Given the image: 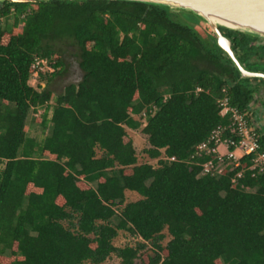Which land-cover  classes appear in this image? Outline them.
Returning <instances> with one entry per match:
<instances>
[{"label":"trees","instance_id":"trees-1","mask_svg":"<svg viewBox=\"0 0 264 264\" xmlns=\"http://www.w3.org/2000/svg\"><path fill=\"white\" fill-rule=\"evenodd\" d=\"M182 15L201 22L131 1L0 3V264H102L111 255L123 264H264V174L246 173L241 182L257 190L245 192L230 174L198 177L200 166L186 161L229 121L221 89L240 110L251 91ZM228 30L239 35L237 55L250 48L252 35ZM65 39L78 46L83 74L54 94ZM35 54L57 67L44 85L30 81ZM42 106L37 119L51 128L39 142L27 117ZM127 127L147 135L150 159L175 160L139 162ZM126 190L141 198L126 202ZM120 230L136 244L115 245Z\"/></svg>","mask_w":264,"mask_h":264},{"label":"built area","instance_id":"built-area-1","mask_svg":"<svg viewBox=\"0 0 264 264\" xmlns=\"http://www.w3.org/2000/svg\"><path fill=\"white\" fill-rule=\"evenodd\" d=\"M11 11H14L13 7ZM31 69L30 81L33 86L40 83L44 85L40 78L57 71V67L50 63L49 58L39 54L34 55ZM200 91H202L201 87L195 89L196 94ZM221 92L217 104L220 114L228 117V123L215 127L206 138L195 144L193 153L186 161L200 166L198 177L212 176L219 179L228 173L232 186H239L245 192H255L257 187L246 185L241 180L248 172L251 177L264 174V147L245 113L231 104L228 88L223 87ZM145 116L143 112L144 125H146ZM245 159L248 160L247 165ZM160 160L171 163L175 158L163 152L159 158L152 159L149 163L158 166Z\"/></svg>","mask_w":264,"mask_h":264},{"label":"water","instance_id":"water-1","mask_svg":"<svg viewBox=\"0 0 264 264\" xmlns=\"http://www.w3.org/2000/svg\"><path fill=\"white\" fill-rule=\"evenodd\" d=\"M35 2L43 0H0ZM46 1V0H44ZM160 5L186 12L200 19L216 35L217 45L227 53L243 77H263L264 73L246 69L236 56L231 40L220 27L264 37V0H120Z\"/></svg>","mask_w":264,"mask_h":264},{"label":"rangeland","instance_id":"rangeland-1","mask_svg":"<svg viewBox=\"0 0 264 264\" xmlns=\"http://www.w3.org/2000/svg\"><path fill=\"white\" fill-rule=\"evenodd\" d=\"M181 22L185 23L187 22L189 25H191L195 32L204 40L206 41L209 35L214 34V32L207 26L205 23L198 22L194 19H191L189 17H186L184 15L180 16L178 18ZM72 39H65L64 42L58 44L61 50V53L64 54L66 59L69 61V64L65 66V69L51 78L50 80V87L53 89L54 94L61 93L64 89V87L69 84L70 82H78L82 78V70L79 67L78 60H79V48L76 44H73ZM200 66L205 67L208 64L206 63H199ZM209 67V65H208ZM45 80H48V75L45 78ZM37 85V84H36ZM33 109L30 110L27 121L30 127L34 126L33 118L35 117L33 114ZM138 117V116H137ZM144 120L142 121V125H144ZM130 134L132 135L134 142H135V148L138 154L139 162H150L152 159H150L147 154L144 152V149L149 146L147 135L141 132V127L135 130H130ZM3 166V163L0 162V167ZM96 184L93 183V186ZM129 192V193H128ZM141 195L138 192L128 190L126 194V202L129 201H135L139 196ZM118 221V217L113 218V223H116ZM166 234L165 239L163 240V244H166L171 236L168 234L167 230L164 231ZM138 241V238L129 232L125 230H120L119 235L115 238L114 244L117 246H125V245H135ZM88 264V263H86ZM102 264H123L121 262V259L117 257L116 255H111L109 258H107L106 261H104ZM133 264H139V260L136 259Z\"/></svg>","mask_w":264,"mask_h":264},{"label":"flooded vegetation","instance_id":"flooded-vegetation-1","mask_svg":"<svg viewBox=\"0 0 264 264\" xmlns=\"http://www.w3.org/2000/svg\"><path fill=\"white\" fill-rule=\"evenodd\" d=\"M227 33H229L228 29H226L223 32V34L231 40L233 50L236 56L238 57L240 63L246 69L250 71L264 73V37H257V36L253 37L252 36L249 39L250 48L247 50L246 49L239 50L238 55H237L234 49L232 36L239 37V35L232 33L230 37L227 35ZM212 35L208 36L206 42L210 41V42H215L217 44L216 38L212 39ZM224 53H225V56L229 58L231 63H233V61L230 59V57L227 55L225 51ZM61 56L63 57L65 66H67L69 64V61L66 59L63 53H61ZM238 81L245 88H248L251 91V98L247 104V107L241 111L245 113L251 126L254 128V130L257 132L260 138H264V78L263 77H243L239 71Z\"/></svg>","mask_w":264,"mask_h":264},{"label":"crops","instance_id":"crops-1","mask_svg":"<svg viewBox=\"0 0 264 264\" xmlns=\"http://www.w3.org/2000/svg\"><path fill=\"white\" fill-rule=\"evenodd\" d=\"M52 105V103H51ZM33 114H34V118H33V122H34V126L33 127H30L29 124H28V121H27V124H28V127H29V130H28V136L31 137V138H34L36 139L37 141L39 142H42L44 140V138L50 133V128H51V124L48 123V125L46 127H43L40 122L38 121L37 118H39L42 113H43V110H44V106L42 107H37V108H34L33 109ZM52 115V110L50 109L49 112H48V118H50ZM138 116V117H137ZM135 118L139 119V115H134ZM128 133L130 134V130H135V129H132V128H129L127 127L126 128ZM131 135V134H130ZM132 137V135H131ZM133 138V137H132ZM133 144L135 146V142H134V139H133ZM127 191L126 190V194H127ZM129 193V192H128ZM138 195V194H137ZM139 196V195H138ZM141 197L139 196V198H137L136 200L140 199Z\"/></svg>","mask_w":264,"mask_h":264}]
</instances>
